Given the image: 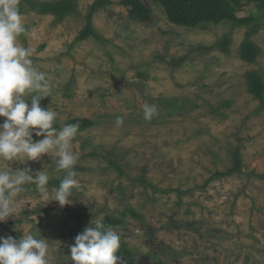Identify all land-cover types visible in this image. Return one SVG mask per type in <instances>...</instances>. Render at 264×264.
<instances>
[{
  "label": "rangeland",
  "instance_id": "rangeland-1",
  "mask_svg": "<svg viewBox=\"0 0 264 264\" xmlns=\"http://www.w3.org/2000/svg\"><path fill=\"white\" fill-rule=\"evenodd\" d=\"M71 1L60 19L25 4L28 32L18 43L33 49V65L52 85L41 106L57 112L54 127L94 121L73 141L78 184L61 208L51 202L64 175L55 157L20 165L49 173L48 199L25 185L19 216L0 223V236L36 234L47 239L50 264H73L75 237L99 218L129 250L117 252V264H264V94L253 96L247 82L249 72L264 80V19L189 27L154 0H141L148 21L122 0H101L91 17L99 37L79 39L100 0ZM252 12L246 6L238 16ZM227 38L228 48L217 46ZM246 40L260 50L254 62L240 56ZM145 103L157 108L151 121ZM237 157L240 172L224 174Z\"/></svg>",
  "mask_w": 264,
  "mask_h": 264
},
{
  "label": "clouds",
  "instance_id": "clouds-1",
  "mask_svg": "<svg viewBox=\"0 0 264 264\" xmlns=\"http://www.w3.org/2000/svg\"><path fill=\"white\" fill-rule=\"evenodd\" d=\"M19 4L20 0H0V117L4 118L0 123V223L18 218L17 197L26 191L25 185H35L48 199L49 173L44 168L33 173L30 167L20 165L40 162L45 155L55 157V172L64 175L51 202H58L61 208L72 203L70 197L78 184L73 141L79 125L63 124L57 130V112L41 106L43 99L52 96V85L33 65V49L18 43V38L28 32ZM156 113L154 104L143 105L146 121ZM123 124V118L117 117L115 126ZM46 241L33 233H23L18 240L0 236V264H50ZM120 244L121 238L111 226L99 218L92 219L75 237L69 258L73 264H117Z\"/></svg>",
  "mask_w": 264,
  "mask_h": 264
},
{
  "label": "trees",
  "instance_id": "trees-1",
  "mask_svg": "<svg viewBox=\"0 0 264 264\" xmlns=\"http://www.w3.org/2000/svg\"><path fill=\"white\" fill-rule=\"evenodd\" d=\"M161 4L168 16V18L176 24L186 25L189 27L198 26L206 22H219L224 19H231L240 24L256 21L257 19H264V0H154ZM123 4L130 7V14L142 21L151 19L152 11L141 0H122ZM102 1H97L91 6V11L88 14V23L81 31L79 39H85L89 36L99 35L93 27L92 19L93 12ZM25 4L31 9L36 10L41 14H53L59 19L73 10L74 4L71 0H53L40 2L36 0H26ZM25 4L19 5L20 12L26 10ZM246 6L255 9V12L247 17H239L238 13L241 12ZM231 44V39L220 40L217 46L222 49L228 48ZM260 53L257 46L249 40L242 43L240 49V56L244 61L254 62ZM248 88L250 93L256 98L263 101L264 94V80L260 73L249 72L247 75ZM56 124V123H55ZM68 124H78L79 129L91 127L94 124L89 118L75 117L68 121ZM236 165L224 174L231 172H240L241 160L236 158ZM113 164L120 169V167L113 162ZM220 173L218 176L224 175ZM58 182V181H56ZM105 224H113L116 222L113 218L104 220ZM126 244L121 241L119 254L129 255V250Z\"/></svg>",
  "mask_w": 264,
  "mask_h": 264
}]
</instances>
